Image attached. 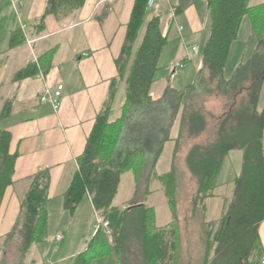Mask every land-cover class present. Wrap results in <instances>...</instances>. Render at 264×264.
Wrapping results in <instances>:
<instances>
[{"label":"trees","instance_id":"trees-1","mask_svg":"<svg viewBox=\"0 0 264 264\" xmlns=\"http://www.w3.org/2000/svg\"><path fill=\"white\" fill-rule=\"evenodd\" d=\"M199 1L207 4L211 27L203 55L207 80L202 88L199 86V96L194 99L217 93V97L232 100V106L221 116L215 140L194 146L187 156V165L199 182L195 210L218 196L219 177L230 153L243 152L240 173L233 181L232 198L225 200L223 216L212 224L214 231L207 232L203 264H260L263 251L259 227L264 222V113L258 111V104L264 80V15L260 11L253 17V30L263 53L227 80L225 70L230 49L238 38L244 18L251 16L254 8L250 6V0H178L174 16L182 15ZM84 2L48 0L41 29L45 17L54 15L61 20L73 13V8L81 9ZM148 2H135L126 41L117 60L118 79L96 119L85 151L78 160V170L64 194V208L71 214L77 211L86 196H90L95 214L109 223L112 232L111 237L103 230L95 233L88 248L75 258L74 264H91L93 258L106 254L113 256L115 264H124L126 238L133 223L143 264H176L177 261L178 231L174 222L153 229L149 227L152 207L144 203L124 209L115 204L123 176L136 172V166L143 160L147 167L151 166L150 181L164 143L171 140L163 115L154 110L158 104L152 95V88L158 80L159 61L169 38L163 32L161 17L155 15L147 20ZM19 38H23L20 30L12 33V48L23 42L24 38ZM37 74L36 66L29 65L16 77L20 80ZM122 82H126L127 103L122 116L113 122L112 107ZM175 94L172 96L179 111L183 93ZM195 107V103L189 102L184 108L180 134L186 125L192 137L205 130L206 116ZM10 110L9 103L4 116ZM10 143L11 134L0 130V205L6 190L13 184L18 158L17 154L10 153ZM173 175L171 170L168 176ZM50 185V170H39L31 180L16 224L7 236L9 239L21 238L24 255L48 235Z\"/></svg>","mask_w":264,"mask_h":264},{"label":"crops","instance_id":"crops-1","mask_svg":"<svg viewBox=\"0 0 264 264\" xmlns=\"http://www.w3.org/2000/svg\"><path fill=\"white\" fill-rule=\"evenodd\" d=\"M47 1L0 0V130L11 134L10 153L18 155L13 184L6 190L0 205V253L10 251L9 249L20 252L21 257L17 264H47L48 261L51 264H74L75 258L88 248L95 235L93 227L96 214L90 196H86L77 209L78 212L79 209L85 208L87 215L84 220L76 212L71 214L65 210L64 194L78 170V160L85 151L96 119L108 102L113 83L118 79L117 60L126 41L136 2L85 0L81 9L73 8L74 12L61 20L54 15L45 17L44 28L41 29ZM177 3L178 0H158L155 7L149 10L147 20L155 15L161 17L163 32L168 31V38L174 26L179 39H184L182 33L186 27L193 34L208 29L206 46L211 27V16L206 2L199 1L182 15L174 16L173 10ZM250 6L254 10L251 16L244 18L238 38L230 49L225 70L227 80H231L243 65L263 53L259 38L253 30V17L260 11L264 15V0H250ZM179 18L183 20L184 27L179 25ZM18 30L23 34V42L12 48L11 36ZM29 65H35L38 74L17 79V74ZM131 65L132 61L128 74ZM59 85H63L64 90L61 107L55 111L49 103H41L39 98L41 93L53 92ZM160 88L156 91V97L165 91L166 94L173 91L167 85ZM263 94L262 91L258 104L260 113H264ZM154 101L157 102L155 98ZM9 103L11 110L4 116ZM126 103V82H122L118 86L113 103L111 121L114 122L122 116ZM175 103L173 98L169 110L161 112L164 123L169 126L170 141L176 140L180 135L184 110L181 102L182 116L179 122L177 116L175 120ZM154 110L157 112V109ZM175 127L177 135L172 136ZM231 154L232 152L227 157L219 177V189ZM44 168L50 170L51 177L49 227L50 219L55 216L60 218V231L66 229L68 232L71 227L75 228L72 245L65 243L60 234H57L61 236L59 241L57 236L52 239V243L57 245L51 254L57 259L55 263L51 258L45 263L41 257L40 252L45 240L32 246L24 255L21 238L13 237L14 242H8L7 238L16 224L32 178ZM219 189L216 198L221 197ZM216 198L208 200L207 203ZM67 212L73 217H67ZM78 232L79 237L75 240L74 234ZM259 236L264 257V222L259 227ZM97 258H100V263L108 264L109 259V264H115L112 255L106 254Z\"/></svg>","mask_w":264,"mask_h":264},{"label":"rangeland","instance_id":"rangeland-1","mask_svg":"<svg viewBox=\"0 0 264 264\" xmlns=\"http://www.w3.org/2000/svg\"><path fill=\"white\" fill-rule=\"evenodd\" d=\"M177 20L179 21V25L184 27L183 20L181 18ZM165 33L168 34V31L166 30ZM182 35L184 39L177 37L174 26L169 36V42L162 52L159 61L160 70L156 76L158 81L152 91L157 104L160 103L155 106V109H157L158 115H161L162 111H168L173 103V96L176 95L175 92H182L183 108L189 102L195 103V108L201 110L206 116L205 130L202 134L192 137L189 135L186 125L183 133L178 135L176 140L165 142L160 160L150 181L151 166L147 167V164L141 160L138 166H136V172H128L123 176L115 204L128 208L129 206H139L145 203L147 206L152 207L154 211H152L149 218L150 228L154 229L174 222V226L178 231L176 264H203L206 254L207 232L210 229L214 231L212 224L223 216L225 200L228 199L230 201L232 198L233 178L240 173L242 152H232L228 160L227 167L221 178L222 186L219 189L221 197L208 203L206 202L204 205H199L195 210V206L198 204L196 199L199 182L187 165V156L194 146L210 144L215 140L220 118L232 106V100L222 96L217 97V93L203 95L194 99L195 96H199V89L205 85L204 82L207 80V73L204 71L203 55L208 29H204L199 34H193L186 27ZM185 45L187 48L184 49ZM193 47H196L198 51L193 52ZM185 55H189L191 61L186 62L181 67H177ZM244 75L245 73L242 74V76ZM162 85L171 87L170 89L173 91L168 90L167 94L165 91L156 97V91L161 89ZM262 91L264 93V80L261 93ZM171 94L173 95L172 97L169 96ZM176 106L177 102L175 103L173 118L176 120L177 116V121L179 122L182 111L179 110L177 113V110H175ZM175 129L176 127L173 129L172 136L177 135V130ZM168 135L171 137V133H168ZM171 170H173L174 175L168 176ZM148 192H151V194L147 195ZM170 201L171 204L169 203ZM76 213L77 215H81L85 220L87 215L85 208L79 209ZM65 215L69 218L73 217L68 212ZM94 217L96 219V215ZM133 225L128 230L125 243L126 254L124 253L125 263H123L143 264L140 243L136 237V226L134 223ZM60 227L59 217L54 216L53 219H50V227L48 225V235L45 239V245L43 248L41 245L39 246L42 248L40 254L45 263L47 260H50L48 258H51L54 263L57 260L53 258L54 254L51 255L57 248V245L52 243V239L57 234L63 237L65 243L72 245L73 230L75 228L71 227L66 232V229L60 231ZM79 234L80 232L74 234L75 240L79 237ZM12 239H8V242H14ZM3 243L1 244L3 245ZM9 250L0 253V264H17V261L20 260V252ZM99 259L93 258L91 264H105V262L100 263ZM108 261L107 263L109 264Z\"/></svg>","mask_w":264,"mask_h":264},{"label":"built area","instance_id":"built-area-1","mask_svg":"<svg viewBox=\"0 0 264 264\" xmlns=\"http://www.w3.org/2000/svg\"><path fill=\"white\" fill-rule=\"evenodd\" d=\"M158 0H149L148 2V8L152 9L155 7V5L157 4ZM183 28H180V30H182ZM192 51L195 52L197 51L196 47L192 48ZM191 61L189 55H185V57L183 58V60L181 61V63H179L177 65V67H181L183 66L186 62ZM64 90V86L63 85H59L57 87V89L55 91H45L43 93H41L40 95V102L45 104V103H49L53 109L55 111H58L61 107V100H62V91ZM94 230L95 233H97L99 230H103L106 232V234L111 237V229H110V225L108 222L103 221L97 214H96V219H95V223H94ZM61 239V236H57V240L59 241ZM47 264H51L50 261L47 262ZM260 264H264V257H262Z\"/></svg>","mask_w":264,"mask_h":264}]
</instances>
